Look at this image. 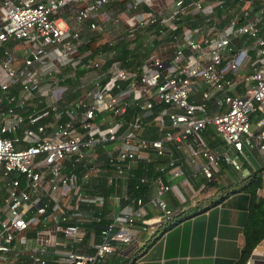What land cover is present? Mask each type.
Returning a JSON list of instances; mask_svg holds the SVG:
<instances>
[{
    "label": "built area",
    "instance_id": "built-area-1",
    "mask_svg": "<svg viewBox=\"0 0 264 264\" xmlns=\"http://www.w3.org/2000/svg\"><path fill=\"white\" fill-rule=\"evenodd\" d=\"M262 24L264 0H0V264H96L195 200L184 164L264 196Z\"/></svg>",
    "mask_w": 264,
    "mask_h": 264
},
{
    "label": "crops",
    "instance_id": "crops-1",
    "mask_svg": "<svg viewBox=\"0 0 264 264\" xmlns=\"http://www.w3.org/2000/svg\"><path fill=\"white\" fill-rule=\"evenodd\" d=\"M61 14L70 17L67 10L62 9ZM261 33L264 35V24ZM182 170V175L175 180L187 178L190 187L182 186V189L195 190V200L181 209L172 194L166 193V201L173 209L166 220L154 219L159 210L146 205L145 217H152L148 229L140 231L123 249L96 264H232L237 259L243 245L244 205L237 198V192L213 204L208 199L216 196L220 185L235 184L240 178L222 164L219 172L204 185L196 166L184 164ZM229 172L234 179H227ZM140 194L147 199L152 189L142 185ZM243 264H264V236L253 246Z\"/></svg>",
    "mask_w": 264,
    "mask_h": 264
},
{
    "label": "trees",
    "instance_id": "trees-1",
    "mask_svg": "<svg viewBox=\"0 0 264 264\" xmlns=\"http://www.w3.org/2000/svg\"><path fill=\"white\" fill-rule=\"evenodd\" d=\"M122 2L112 3V7H121ZM97 37H90L85 47H92L93 42ZM105 47V44H100ZM262 183V178L258 175L257 171L240 178L237 183H229L220 185L216 196L210 197L208 200L210 204L219 201L227 194L237 192V198L240 199L244 205L245 217L242 226L243 245L240 249L239 255L232 264H243L248 257L253 246L264 236V196L256 193V188ZM129 184L133 185L134 181ZM129 264H135L130 262Z\"/></svg>",
    "mask_w": 264,
    "mask_h": 264
},
{
    "label": "rangeland",
    "instance_id": "rangeland-1",
    "mask_svg": "<svg viewBox=\"0 0 264 264\" xmlns=\"http://www.w3.org/2000/svg\"><path fill=\"white\" fill-rule=\"evenodd\" d=\"M69 8H70L69 6H66V7H64L63 9L68 11ZM112 9H113V10H116V8H115V9L112 8ZM62 15H63V14H62ZM229 178H230V179H234V176H233V174H232L231 172H229V177L227 176V179H228V180H230Z\"/></svg>",
    "mask_w": 264,
    "mask_h": 264
}]
</instances>
